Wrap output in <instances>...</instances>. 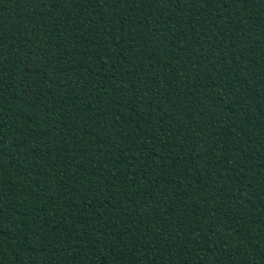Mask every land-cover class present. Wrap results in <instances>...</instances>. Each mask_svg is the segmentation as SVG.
<instances>
[{"label": "trees", "instance_id": "16d2710c", "mask_svg": "<svg viewBox=\"0 0 264 264\" xmlns=\"http://www.w3.org/2000/svg\"><path fill=\"white\" fill-rule=\"evenodd\" d=\"M0 264H264V0H0Z\"/></svg>", "mask_w": 264, "mask_h": 264}]
</instances>
